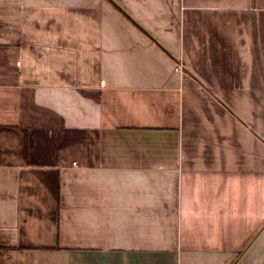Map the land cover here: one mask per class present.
Segmentation results:
<instances>
[{"label": "crops", "instance_id": "crops-1", "mask_svg": "<svg viewBox=\"0 0 264 264\" xmlns=\"http://www.w3.org/2000/svg\"><path fill=\"white\" fill-rule=\"evenodd\" d=\"M0 264H264V0H0Z\"/></svg>", "mask_w": 264, "mask_h": 264}, {"label": "built area", "instance_id": "built-area-1", "mask_svg": "<svg viewBox=\"0 0 264 264\" xmlns=\"http://www.w3.org/2000/svg\"><path fill=\"white\" fill-rule=\"evenodd\" d=\"M74 164H76V162H74Z\"/></svg>", "mask_w": 264, "mask_h": 264}]
</instances>
